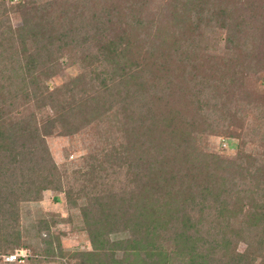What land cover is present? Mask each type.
I'll list each match as a JSON object with an SVG mask.
<instances>
[{"label": "trees", "instance_id": "16d2710c", "mask_svg": "<svg viewBox=\"0 0 264 264\" xmlns=\"http://www.w3.org/2000/svg\"><path fill=\"white\" fill-rule=\"evenodd\" d=\"M149 4L0 0L1 255L27 245L18 242L19 204L47 189L78 208L91 248L72 252L74 264H228L238 241L264 238V177L242 154L226 159L199 143L206 135L239 138L246 108L264 115V94L239 83L251 67L264 69V0H166L155 12ZM11 11L17 27L9 25ZM213 27L225 29L223 54L205 47ZM64 49L77 53L70 63L85 62L90 78L74 77L82 83L70 99L66 83L63 91L43 83ZM243 96L252 104L239 109ZM113 99L118 114L102 160L89 155L67 175L43 135L55 121L61 134H73L88 111ZM28 102L35 109L21 113ZM225 163H235V179L223 177ZM241 177L247 180L237 184ZM64 221L49 214L35 222L46 247L33 249L27 264L60 250L50 228ZM235 255L230 263L245 258Z\"/></svg>", "mask_w": 264, "mask_h": 264}, {"label": "rangeland", "instance_id": "374dc122", "mask_svg": "<svg viewBox=\"0 0 264 264\" xmlns=\"http://www.w3.org/2000/svg\"><path fill=\"white\" fill-rule=\"evenodd\" d=\"M163 1L166 0H149L150 4L146 11L155 12ZM8 22L12 27H17L21 24L17 11H11L8 14ZM224 38L225 29L217 27L209 28L204 35L207 52L211 55L225 53L227 50L224 48ZM67 51V49L61 51L62 54H59L55 59V63L57 64L56 70L45 77L43 83L48 90H54L59 87L62 91L65 90L62 84L66 83V95L70 99L72 92H76L80 88L81 80L90 81V78L85 74L86 72H83V64L85 62L81 64L79 62L70 63V61L78 59L77 53L75 55H71V53L68 55ZM80 74L84 75L85 78L83 77L80 80L74 78ZM239 83L245 92L251 91L264 94V69L256 70L255 72L251 67L244 73ZM249 99H253V97L246 98V96H243L241 99H236V105L239 109L246 108L249 106L248 104H252V101ZM109 103L111 104L107 105L105 109L98 108L94 112L88 111V115L85 117L86 121L82 122L81 126L71 135L61 134V127L57 121L54 122V130L52 128L49 134L43 135L52 161L57 167H63L67 175L71 176V170L80 166L85 157L89 155L97 157L99 162L102 160L98 154L99 149L104 144L109 143L106 141V138L111 137L113 130L111 121L118 114L119 108V104L115 99ZM31 105V102L25 104L21 108V113L33 111L35 108ZM253 105L256 106L258 104L253 102ZM51 111L50 108L45 106L47 114L51 115ZM241 115L244 117V127L240 132L239 138L206 135L202 136L199 143L205 153H213L226 159L235 158L237 153L242 154L241 158L248 160L246 163L250 165L249 170H252V173L259 178L264 177V115L257 114L252 107L246 108L245 111L241 112ZM114 141L116 142L117 139H114ZM86 161H89V158ZM221 168L224 169V178L235 179L237 168L235 163L229 166L225 163ZM246 180V177L236 178V183L240 184L241 181L245 182ZM252 195H255L253 188ZM49 214L65 218V221L50 228V232L58 237L60 250L57 251L54 248L52 256L47 258L48 261L41 264H74V258L70 255L72 252L90 250L91 246L81 223L78 208L68 206V201L62 191L47 189L42 191L41 198L38 201H23L19 204L18 242L24 240L27 245L16 246L9 253L18 254L20 261H6L5 257L9 254H0V264H27L25 258L32 255L33 249H45L44 242L40 241L41 237L35 231V222L45 218ZM238 222L241 223V220ZM41 235L44 234L41 233ZM251 239H248L246 242L240 240L235 245H230L232 248L228 249L227 256L224 257L228 264H264V238L258 244L254 241L252 245H248ZM235 254H244L245 258L235 259L234 263H230L232 259L237 257Z\"/></svg>", "mask_w": 264, "mask_h": 264}, {"label": "built area", "instance_id": "2783aa9c", "mask_svg": "<svg viewBox=\"0 0 264 264\" xmlns=\"http://www.w3.org/2000/svg\"><path fill=\"white\" fill-rule=\"evenodd\" d=\"M4 1H9V2H17L19 0H4ZM6 261H20L19 255L18 254H9L8 256L5 257Z\"/></svg>", "mask_w": 264, "mask_h": 264}]
</instances>
